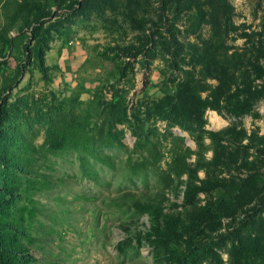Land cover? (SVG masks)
Here are the masks:
<instances>
[{"label":"rangeland","instance_id":"obj_1","mask_svg":"<svg viewBox=\"0 0 264 264\" xmlns=\"http://www.w3.org/2000/svg\"><path fill=\"white\" fill-rule=\"evenodd\" d=\"M263 55L264 0H0V229L30 264H264Z\"/></svg>","mask_w":264,"mask_h":264},{"label":"trees","instance_id":"obj_2","mask_svg":"<svg viewBox=\"0 0 264 264\" xmlns=\"http://www.w3.org/2000/svg\"><path fill=\"white\" fill-rule=\"evenodd\" d=\"M217 49H220V48L216 47V49H215V52L218 54L221 51H219ZM124 50L127 53L133 52V50H131L129 48H126ZM219 56L221 57L220 60H225V61L228 60L227 57L224 58L225 55L223 52H221L219 54ZM201 60H203V62L207 61L205 54L201 55ZM210 63H214V62L211 61ZM39 67H40L41 72L44 74L45 78H48V71H49L48 69L49 68H48V65H46L45 60L41 57V55L39 56ZM113 108H114L113 113L117 112L118 109L116 107H113ZM175 110H178V107L175 108ZM175 110H173V112L177 113ZM213 133H214V135H218V136L222 134L221 131H215ZM0 162L3 164L11 165V166H17V164L15 162H13L12 160H10L7 157L0 156ZM0 194L2 196H5V197L6 196H13V197L18 196L10 184L3 183L1 181H0ZM201 217H202V214L199 216L198 219L203 220V218L200 219ZM238 240L242 241L240 239H238ZM14 241L15 240L13 239V237L11 235L5 234L4 230L0 229V262L2 264H30L32 259H33V256L31 255V253L26 248L17 247L15 245ZM207 244H209V243H207ZM247 245H248V243L243 241V243H241V245H240L241 248H239V250L242 251V247L247 246ZM260 247L264 248V243H261ZM205 249H206L205 246H201V247H197V248L193 249L190 252V256L188 258L189 261H193V260L197 259L198 257H200V254H202ZM262 256H264V252L262 253ZM263 263H264V259H263ZM239 264H243V263L239 262Z\"/></svg>","mask_w":264,"mask_h":264}]
</instances>
